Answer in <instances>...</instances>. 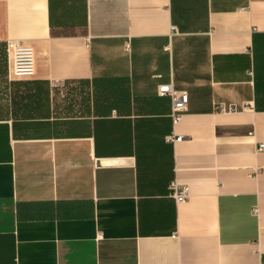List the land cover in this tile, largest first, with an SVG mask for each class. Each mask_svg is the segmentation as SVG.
I'll return each mask as SVG.
<instances>
[{"label":"crops","instance_id":"obj_1","mask_svg":"<svg viewBox=\"0 0 264 264\" xmlns=\"http://www.w3.org/2000/svg\"><path fill=\"white\" fill-rule=\"evenodd\" d=\"M260 144L264 0H0V264H264Z\"/></svg>","mask_w":264,"mask_h":264},{"label":"built area","instance_id":"obj_2","mask_svg":"<svg viewBox=\"0 0 264 264\" xmlns=\"http://www.w3.org/2000/svg\"><path fill=\"white\" fill-rule=\"evenodd\" d=\"M177 34L176 28L171 26L169 37ZM7 56L10 62V75L13 78L24 79L33 78L35 74L34 50L31 46L22 44L15 39H9L6 42ZM159 95L162 97H169L171 110L169 113L170 120L173 126L178 125L182 120L185 112L188 110V93L187 91H177L173 89L172 84L163 85L159 88ZM224 109H222L223 111ZM182 140L180 136L170 135L166 138L168 143H177ZM264 144L257 147L258 151H263ZM169 197L175 200L177 204L187 203L189 197L188 189L180 187L175 181H171L169 186ZM253 214L257 213L254 208Z\"/></svg>","mask_w":264,"mask_h":264}]
</instances>
